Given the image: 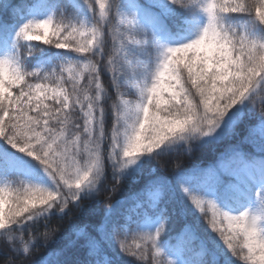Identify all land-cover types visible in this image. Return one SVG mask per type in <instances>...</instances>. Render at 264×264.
Listing matches in <instances>:
<instances>
[{
  "label": "snow or ice",
  "instance_id": "6c2138e0",
  "mask_svg": "<svg viewBox=\"0 0 264 264\" xmlns=\"http://www.w3.org/2000/svg\"><path fill=\"white\" fill-rule=\"evenodd\" d=\"M0 264H264V0H0Z\"/></svg>",
  "mask_w": 264,
  "mask_h": 264
},
{
  "label": "trees",
  "instance_id": "16d2710c",
  "mask_svg": "<svg viewBox=\"0 0 264 264\" xmlns=\"http://www.w3.org/2000/svg\"><path fill=\"white\" fill-rule=\"evenodd\" d=\"M22 2L27 3L28 0H22ZM34 43H42V42H34ZM106 83V81H105ZM130 99H132L133 97H129ZM212 157L205 155V156H198L196 159H194L192 162L194 163H201V164H209L212 162ZM139 186H127L125 185L124 187H122V189L116 193V195L113 197V199H117V198H122V197H127L130 193L135 192L138 190ZM104 193H101V199H103ZM103 206V205H101ZM53 223H55V221H53ZM65 227H67V224H65ZM30 235V234H29ZM29 235H25V239L29 238ZM135 234H130L128 236V242L131 244L133 243V236ZM136 242H139L138 240ZM58 247V245H50L49 248H39L38 250H33L32 252V258L33 259H39L40 257L45 256L46 252L49 251V249H54Z\"/></svg>",
  "mask_w": 264,
  "mask_h": 264
}]
</instances>
